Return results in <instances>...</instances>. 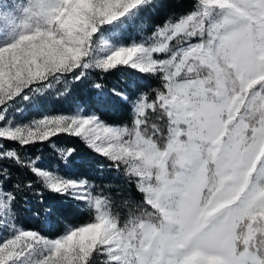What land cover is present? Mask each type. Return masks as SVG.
Segmentation results:
<instances>
[{
    "label": "snow or ice",
    "instance_id": "obj_1",
    "mask_svg": "<svg viewBox=\"0 0 264 264\" xmlns=\"http://www.w3.org/2000/svg\"><path fill=\"white\" fill-rule=\"evenodd\" d=\"M155 7L0 0V264H264V0H192L146 34L142 21ZM128 69L159 81L150 91L113 88L130 106V124L81 106L15 119L19 102H38L68 77ZM61 133L123 174L126 215L111 184L21 154ZM73 152L59 150L65 161ZM29 191L42 204L45 191L55 194L41 209L45 223L86 218L55 236L25 228L17 205Z\"/></svg>",
    "mask_w": 264,
    "mask_h": 264
},
{
    "label": "trees",
    "instance_id": "obj_2",
    "mask_svg": "<svg viewBox=\"0 0 264 264\" xmlns=\"http://www.w3.org/2000/svg\"><path fill=\"white\" fill-rule=\"evenodd\" d=\"M155 3L157 7L150 9L142 21L147 30L146 34H150L157 24H162L170 16H178L192 7V0H155ZM129 35H136V30L131 29ZM97 82L103 84L104 91L107 93L103 98L100 97L99 90L93 87L94 83ZM157 87H159L158 80L139 79L130 69L116 71L109 75L90 71L81 81H74L71 77H68L66 83L56 85L43 96L38 97V102L33 104L19 102L16 106L19 110H14V115L16 121L22 124L44 115L71 114L76 110L77 106L85 109L102 107L105 109L104 118L109 123L130 124V106L120 96L112 94L113 88L118 92L131 93L136 88L150 91ZM11 146L14 147L15 145L11 144ZM62 149H74L67 161L60 157L59 150ZM21 154L26 157H40L43 165L47 166L50 164L60 168L62 175L79 176L82 173H86L97 177L96 183L111 184L112 194L116 197V208L123 215H126V209L120 203V194L128 196V189L131 186L125 181L122 173H117L115 170L109 171L108 162L94 153L80 138L61 133L52 137L49 141L37 143L27 149H21ZM101 163L105 165L102 172L99 169ZM29 178L32 177L29 176ZM37 187L39 188V185ZM54 195L45 191L43 193L45 204H42L41 196L37 195L35 191L25 193L26 202L21 200L17 205L20 210L19 223L25 228H35L42 230L46 235L55 236L63 230L65 224L83 222L86 217H82L79 212H75L58 224L45 223V217L41 209L46 206L49 197ZM131 195L137 201L142 199L134 188ZM64 203L74 206V202L71 201H64ZM38 212L40 213L39 216L36 215Z\"/></svg>",
    "mask_w": 264,
    "mask_h": 264
},
{
    "label": "rangeland",
    "instance_id": "obj_3",
    "mask_svg": "<svg viewBox=\"0 0 264 264\" xmlns=\"http://www.w3.org/2000/svg\"><path fill=\"white\" fill-rule=\"evenodd\" d=\"M66 115H68V114H66ZM45 116V115H44ZM48 116V115H47ZM54 116H56V115H54ZM42 117V116H41ZM38 118H40V117H38ZM38 118H35V119H38ZM34 120V119H33ZM32 121V120H31ZM27 123H29V122H26V123H22V124H27Z\"/></svg>",
    "mask_w": 264,
    "mask_h": 264
}]
</instances>
